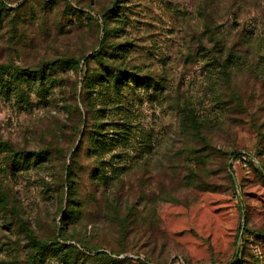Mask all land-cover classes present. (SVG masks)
Here are the masks:
<instances>
[{
  "label": "rangeland",
  "instance_id": "1",
  "mask_svg": "<svg viewBox=\"0 0 264 264\" xmlns=\"http://www.w3.org/2000/svg\"><path fill=\"white\" fill-rule=\"evenodd\" d=\"M4 7L0 264H264V0Z\"/></svg>",
  "mask_w": 264,
  "mask_h": 264
},
{
  "label": "trees",
  "instance_id": "2",
  "mask_svg": "<svg viewBox=\"0 0 264 264\" xmlns=\"http://www.w3.org/2000/svg\"><path fill=\"white\" fill-rule=\"evenodd\" d=\"M5 9H6V7L0 8V15L3 14V11ZM106 9H104V10L106 11ZM107 14H108V11H107ZM104 30L108 31V30H110V28H107L105 26ZM15 68L16 67L14 65L10 64V63L9 64H2V65H0V72L4 71V70H7V69H15ZM0 82H2V77L1 76H0ZM116 82H119V81L117 80ZM43 153H44V151H38V152L34 153V155L37 158H46L47 157V155H46L47 152H45L44 154ZM234 156L238 157L239 154L238 155H234ZM240 156H242V155H240ZM240 228H242V227H240ZM32 240H33L34 244L37 246L38 249L43 250L44 248H46V244L45 243L38 242V240L34 239V238H32ZM55 243L58 244L57 241H55ZM47 247L51 248L52 245H47ZM70 247H72V248L77 250L76 246H70ZM84 249H85L84 250L85 252L83 254L84 255L88 254V255H85L86 258L87 259L88 258L89 259H94V257L91 256V255H93V256H95V258L97 260H99V264H150V262H149L150 260H148V259L147 260H144V259L143 260H138V259L135 260V259L130 258V257H124V258H121V259L118 258L117 256L120 255L121 253H123L124 250H118V251L114 250V249H112L111 251L96 250V252L92 254V252H93V248L92 247L84 245ZM56 252L57 251L54 250V253H56ZM64 254H66L67 257L69 256L68 253H64ZM113 255H115V256L113 257ZM238 257H239L238 254H236V259L237 260H238ZM65 262H67V259H66Z\"/></svg>",
  "mask_w": 264,
  "mask_h": 264
}]
</instances>
